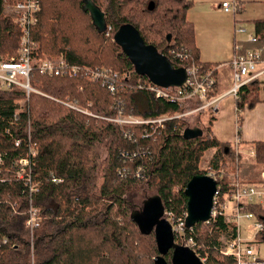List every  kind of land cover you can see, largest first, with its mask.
Returning a JSON list of instances; mask_svg holds the SVG:
<instances>
[{
	"label": "trees",
	"instance_id": "16d2710c",
	"mask_svg": "<svg viewBox=\"0 0 264 264\" xmlns=\"http://www.w3.org/2000/svg\"><path fill=\"white\" fill-rule=\"evenodd\" d=\"M91 1L105 13L109 36L93 25L83 8L84 0H41L34 28L40 51L63 53L78 65L111 67L129 77L124 89L113 94L98 81L45 76L34 68L31 85L49 97L32 93L27 99L23 91H0V264H155V234H142L131 219L132 211L141 209L139 198L145 186L161 196L166 210L177 219L187 211V184L195 175L204 174L199 166L209 149H215L213 170L226 174L217 177L222 193L242 182L262 180L264 139L250 143L255 155L247 158L239 148L242 142L219 140L212 124L205 127L202 138L184 139L188 117L169 120L153 138H142L145 126L124 127L110 120L119 113L150 119L183 111L178 104L138 87L139 81L149 83V79L135 73L114 41L115 31L126 23L133 24L145 42L156 46L176 67L195 65L216 75L219 63L201 61L195 25L188 18L194 0ZM5 7V0H0V58L18 55L22 35ZM253 24L258 41L248 47H264V19ZM263 90L260 78L240 89L235 99L238 137L244 110L262 101ZM218 93L214 90L211 96ZM67 98L82 110L61 103L70 101ZM24 99L26 112L19 111ZM129 131L131 139L126 136ZM17 139L22 140L19 147ZM28 144L37 148L31 160L33 179L39 184L34 193L16 176L15 163L27 157ZM139 150L142 155L137 154ZM103 152L108 154L105 166ZM230 162H236L231 180L227 176ZM242 167H252L246 178L241 175ZM31 207L42 219L33 236L26 227ZM247 210L264 215L256 205ZM224 232L231 233L222 216L194 226L196 241L209 247L206 264H236L233 256L220 253ZM250 244L255 248L264 244V231ZM171 256L172 251L166 255L170 264ZM246 264H264V259Z\"/></svg>",
	"mask_w": 264,
	"mask_h": 264
},
{
	"label": "built area",
	"instance_id": "2783aa9c",
	"mask_svg": "<svg viewBox=\"0 0 264 264\" xmlns=\"http://www.w3.org/2000/svg\"><path fill=\"white\" fill-rule=\"evenodd\" d=\"M5 2L6 15L13 17L15 23L21 29L22 35L18 55L0 58V91H23L26 93L27 99H29L32 93L43 94L31 85V73L34 68H37L40 74L45 76L82 77L89 81H98L113 94L117 93L119 89H124V81L128 79L129 73L119 72L106 66L89 67L78 65L69 61L63 53L54 56L41 53L40 42L34 33V28L38 24V15L41 11V0H5ZM232 5L229 2H224L222 3V8L226 12H231ZM235 10L236 8L234 7L233 11ZM109 31L110 28L108 27L106 31L107 35H109ZM235 32L237 34H245L247 30L242 26H238ZM248 41L257 43L258 38L252 34L248 36ZM234 51L235 55L228 63L232 72L233 84L231 89L223 95L211 96L217 85L214 71L202 72L197 66L193 65L191 68H187L188 79L181 87L162 88L151 82H138L140 89L149 91L158 99L178 104L183 108V111L187 109L185 112L181 111V113L174 115L166 113L157 118L150 119L119 113L114 119L111 118L110 120L124 127L145 126L142 138H153L161 130L165 129L166 122L173 118H179L184 115L189 116L200 110L214 111L215 114L221 99L226 96H233L235 99H238L239 91L244 85L264 76V47L244 49L238 40H236ZM171 52L175 56H181L175 51ZM43 95L47 96L46 94ZM61 103L73 109L82 110L75 102L67 101ZM84 112L91 114L87 110H84ZM126 136L131 139V131L127 132ZM30 140L31 135H29ZM237 142H239V139ZM21 144L22 140L17 139L15 145L19 147ZM36 154V145L28 144L27 157L15 163L17 178L29 187L31 193L36 192L39 186L32 175L31 160ZM137 154L142 155V151H137ZM250 155H255L253 150ZM0 161H2L1 157ZM208 175L217 180L215 173L210 172ZM261 178L260 182H242L236 184L235 187L224 193L221 192L218 185V190L214 197L212 218L214 219L217 216L224 217L229 225V231H231L223 247L220 248V252L225 256H233L236 259V264H246L249 261L264 259L260 257L259 250L251 246L250 243L252 241L246 243L241 237L243 228H247V232H251L252 236H256L258 233L264 231V215L262 216L261 214L260 216L247 210L248 206L252 205H256L264 210V172ZM54 180L57 181V179ZM165 218L173 225L176 242L190 247L206 263L208 257L206 256L204 247L196 241L193 235L194 227L187 228L186 226L187 211L182 217L175 219L172 212L165 210ZM41 220L38 210L31 207L26 227L30 230L32 236ZM247 222H250V224Z\"/></svg>",
	"mask_w": 264,
	"mask_h": 264
},
{
	"label": "water",
	"instance_id": "95a60500",
	"mask_svg": "<svg viewBox=\"0 0 264 264\" xmlns=\"http://www.w3.org/2000/svg\"><path fill=\"white\" fill-rule=\"evenodd\" d=\"M84 10L90 13L93 25L99 33L108 29L103 10L91 0H84ZM153 3L150 4V9ZM169 41L171 36H168ZM114 41L121 47L139 76L162 88L181 87L188 79L185 67H176L173 61L159 49L147 44L139 30L131 23L120 26L114 33ZM183 138L194 140L204 136L200 127H186ZM218 190L217 180L209 175H195L186 186L187 228L199 222H208L212 217L214 197ZM165 205L160 195L155 194L143 201L141 209L131 213L132 221L144 235L155 234L158 255L155 264H170L166 255L172 251L171 264H206L190 247L176 242L172 223L165 218Z\"/></svg>",
	"mask_w": 264,
	"mask_h": 264
},
{
	"label": "crops",
	"instance_id": "0c3cea01",
	"mask_svg": "<svg viewBox=\"0 0 264 264\" xmlns=\"http://www.w3.org/2000/svg\"><path fill=\"white\" fill-rule=\"evenodd\" d=\"M224 2H227V0H194V6L188 12L189 20L195 25L196 42L200 49L201 61L219 63L216 72L217 87H215V90L219 91V93L215 96L223 95L232 87V72L228 62L235 55L234 46L236 40L238 39L243 48L253 44L248 41L247 36H238L236 34L234 31L235 17L232 18L230 12H226L222 8V3ZM241 2H243L242 8L246 12L244 19L252 22V29L247 27L248 31L254 34L255 26L253 21L264 19L259 18L263 17L264 10L262 9L260 12H257L256 9L251 8V11L248 12L247 8L249 6L246 3L261 2L263 4L264 0H239V3ZM247 16H250L249 19ZM262 92V101L254 107H247L244 110L243 124L239 137L235 98L233 96H226L221 99L218 103V110L214 114L215 119L212 123L213 134L219 140L233 144H237L238 139H240L239 143L242 142V144L247 146L254 141L263 140L264 94ZM240 147L241 145H239Z\"/></svg>",
	"mask_w": 264,
	"mask_h": 264
},
{
	"label": "rangeland",
	"instance_id": "374dc122",
	"mask_svg": "<svg viewBox=\"0 0 264 264\" xmlns=\"http://www.w3.org/2000/svg\"><path fill=\"white\" fill-rule=\"evenodd\" d=\"M227 2L231 3H234L232 5V11L230 12V14L232 15V18L235 17L234 19V24H235V29L238 28V26H242L243 28H245L247 30V33L245 34H237L238 36L239 35H245L247 36H250L252 35L251 31H248V28L249 29H252V22L247 20V19H244L245 17V14L246 12L244 11V9L242 8L243 6V2L239 3V0H227ZM248 4V12L251 11V8H254L257 10V12H260L262 9L264 10V2L263 4H261V2H250V3H246ZM236 8L235 11H233V8ZM260 16V15H259ZM250 16H247V18L249 19ZM259 18H264V15L263 17H259ZM238 20V21H237ZM248 27V28H247ZM234 29V31H235ZM109 36V35H108ZM238 40V39H237ZM60 54V53H58ZM53 55V54H51ZM49 56V55H48ZM54 56V55H53ZM261 81H262V84L264 85V76L260 78ZM262 94H264V91L262 92ZM67 99H70V98H67ZM68 101V100H67ZM70 101H72L70 99ZM19 111H22V112H26L27 110V99H24L22 101L19 102ZM187 109H185L183 112H185ZM185 117H188L189 120H188V126L187 127H200L204 130V135H205V127H210V125L212 124V122L210 121V119H215V116H214V111H210V110H200V111H197L195 112V114H192V115H184L182 117H179L178 119H181V118H185ZM200 119V123H197L198 120ZM235 130V129H234ZM252 149V147L249 145H245V144H242L241 147H240V151L245 154L244 156L247 157V158H250L251 156L249 155L250 154V150ZM214 153H215V149H209L206 151L204 157L201 159V162H200V166H199V169L201 171H204V174L203 175H208L210 172H213L216 174V176L218 178H222L225 174V171L224 170H220L219 174L216 170H213L212 166H211V159L212 157L214 156ZM103 166H105V164L107 163L108 161V154L107 152H103ZM235 163L236 162H230L231 164V167H230V173L227 174L228 178L231 180L233 178V175H234V172H235ZM249 165V163H247ZM252 167L250 168H247V167H242V172H241V175L243 176V178L246 176L247 172L249 173V171L251 170ZM254 174V173H252ZM246 178V177H245ZM247 180V179H245ZM142 195H140V198H139V203H140V206L139 208H142L143 206V201L150 197V196H153L155 194H157L156 192H154L152 189H148L147 186L144 187V189H142ZM250 224V222H247ZM241 237L243 238V240L246 242V243H249L251 241L254 240V237L255 236H252L251 234H249L247 232V228H243V230L241 231ZM228 238V233H225L222 235V237H220V245H221V248L223 247L224 243L226 242ZM203 247H204V251H206L208 254H209V247L208 246H205L204 243H202ZM258 250H259V253H260V257L261 258H264V244H259V245H256ZM208 247V248H207ZM221 253V252H220ZM157 255H155L153 257V259H155ZM155 261V260H154Z\"/></svg>",
	"mask_w": 264,
	"mask_h": 264
},
{
	"label": "bare ground",
	"instance_id": "6f19581e",
	"mask_svg": "<svg viewBox=\"0 0 264 264\" xmlns=\"http://www.w3.org/2000/svg\"><path fill=\"white\" fill-rule=\"evenodd\" d=\"M196 33V32H195ZM264 39V38H263ZM201 62V61H200ZM5 133V132H4Z\"/></svg>",
	"mask_w": 264,
	"mask_h": 264
}]
</instances>
